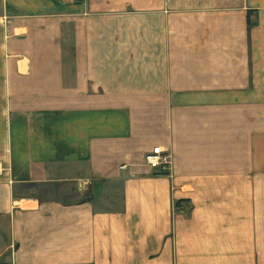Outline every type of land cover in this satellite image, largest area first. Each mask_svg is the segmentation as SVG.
<instances>
[{"label":"crops","instance_id":"0c3cea01","mask_svg":"<svg viewBox=\"0 0 264 264\" xmlns=\"http://www.w3.org/2000/svg\"><path fill=\"white\" fill-rule=\"evenodd\" d=\"M0 264H264V0H0Z\"/></svg>","mask_w":264,"mask_h":264},{"label":"built area","instance_id":"2783aa9c","mask_svg":"<svg viewBox=\"0 0 264 264\" xmlns=\"http://www.w3.org/2000/svg\"><path fill=\"white\" fill-rule=\"evenodd\" d=\"M145 164L152 169H166L170 162V154L160 146H154L144 156ZM90 182L88 180H78V190H86Z\"/></svg>","mask_w":264,"mask_h":264}]
</instances>
